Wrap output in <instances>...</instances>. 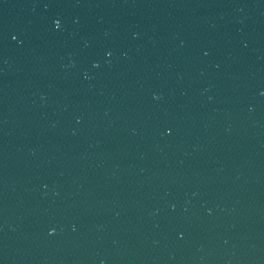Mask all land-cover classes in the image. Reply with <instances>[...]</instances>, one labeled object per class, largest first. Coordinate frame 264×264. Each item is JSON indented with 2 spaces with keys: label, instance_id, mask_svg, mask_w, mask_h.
Segmentation results:
<instances>
[{
  "label": "water",
  "instance_id": "obj_1",
  "mask_svg": "<svg viewBox=\"0 0 264 264\" xmlns=\"http://www.w3.org/2000/svg\"><path fill=\"white\" fill-rule=\"evenodd\" d=\"M0 264H264V0H0Z\"/></svg>",
  "mask_w": 264,
  "mask_h": 264
},
{
  "label": "snow or ice",
  "instance_id": "obj_2",
  "mask_svg": "<svg viewBox=\"0 0 264 264\" xmlns=\"http://www.w3.org/2000/svg\"><path fill=\"white\" fill-rule=\"evenodd\" d=\"M57 27H59V22H57ZM12 39H13V40H15V39H16V37H13Z\"/></svg>",
  "mask_w": 264,
  "mask_h": 264
}]
</instances>
